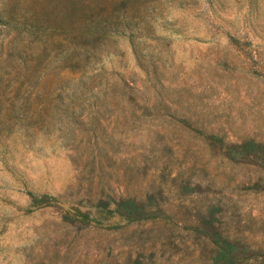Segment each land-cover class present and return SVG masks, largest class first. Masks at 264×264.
Wrapping results in <instances>:
<instances>
[{
    "label": "rangeland",
    "instance_id": "374dc122",
    "mask_svg": "<svg viewBox=\"0 0 264 264\" xmlns=\"http://www.w3.org/2000/svg\"><path fill=\"white\" fill-rule=\"evenodd\" d=\"M0 264H264V0H0Z\"/></svg>",
    "mask_w": 264,
    "mask_h": 264
}]
</instances>
